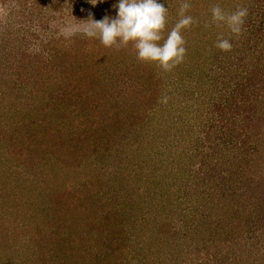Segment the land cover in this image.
I'll use <instances>...</instances> for the list:
<instances>
[{
	"label": "trees",
	"instance_id": "1",
	"mask_svg": "<svg viewBox=\"0 0 264 264\" xmlns=\"http://www.w3.org/2000/svg\"><path fill=\"white\" fill-rule=\"evenodd\" d=\"M190 3L192 8L188 14L198 24L183 32L186 48L190 53L210 50L215 54L206 58L205 69L217 73L211 75L208 82L217 86L218 93L201 88L203 58L192 65L186 54L184 61L190 65L186 68L189 70L187 78L183 73L186 70L178 66L164 72L154 64L138 61L131 44L117 51L86 36L50 37L37 48L28 50L18 47L19 41L27 43L26 32L15 38L18 43L14 47L18 49L9 66L17 74L16 81L22 83L25 77L30 81L35 96L31 107L19 110L22 119L10 124L12 138L16 137L12 147L28 149L27 155L31 154L29 159L33 161L30 166L42 162L48 168L52 166L56 174L57 163L67 167L68 181L73 169L100 163L97 170L89 167L90 172L79 186L68 182L65 188H56L49 194L44 191L41 206L33 201L28 203L30 208L35 204V212L41 220L34 231L37 260H25L27 263L183 264L188 262L183 260L185 253L179 256L180 251L177 253V247L172 244L181 238V231L176 230L172 219H180L187 208L196 215L198 211L207 212L201 206L209 207L213 228L223 227L224 216L230 209L235 217L241 216L238 222L245 217L243 211L247 208L260 219L263 206L252 209L247 204L242 206L220 194V189L225 187L223 182L241 178L239 168L233 171L238 160L251 158L258 151L260 141L253 145L252 134L262 137L260 127L264 118L259 110L264 104V0H190ZM215 4L226 12H234L241 6L248 9L244 31L238 39L226 26L204 27L211 20L210 9ZM177 17L167 21L165 37ZM220 34L230 38L233 44L230 52H222L214 46ZM131 50L134 54L129 57ZM214 56L219 60L217 67L211 66L214 61H208ZM127 57L129 61L122 62ZM2 63L0 56V69ZM121 66L131 74L122 68L119 70ZM2 81L3 72H0V101L6 97ZM219 94L222 97H218ZM252 94L260 99L261 105L256 108L250 100ZM163 97H167V103L161 102ZM192 106L200 107L194 110ZM130 144L135 149H131ZM144 145L151 148V154L137 153ZM119 146L124 151L123 158L119 156ZM111 150L116 152L115 158L122 161L137 155L138 160L134 157L128 164L133 166L134 163L133 168L129 170L128 166L123 170L124 182L118 183L115 172L108 171L109 161L115 158L106 157L102 152L108 151L109 156ZM18 153V157L25 156L22 151ZM24 161L28 166L26 158ZM130 176L136 180L140 177V184L133 183ZM60 177L57 174L52 181L62 184ZM107 184L113 188L107 189ZM210 186L218 190L213 192ZM116 188L122 192L119 196L115 192L112 197L106 196ZM124 205L134 211L125 209ZM167 209L171 213L167 214ZM229 222L234 228L235 221ZM128 226L147 235L142 241L145 245L152 242L151 233L156 231L160 237L155 240L162 247H169L170 252L175 251L178 260H173L169 253L163 254V260H136ZM212 246L213 251L205 253V260H192L191 264L241 261L231 255L228 239ZM208 256L218 260H207ZM222 256L228 260H221Z\"/></svg>",
	"mask_w": 264,
	"mask_h": 264
},
{
	"label": "rangeland",
	"instance_id": "2",
	"mask_svg": "<svg viewBox=\"0 0 264 264\" xmlns=\"http://www.w3.org/2000/svg\"><path fill=\"white\" fill-rule=\"evenodd\" d=\"M118 2L119 0H101L100 3L94 6L90 3V0H0V56L3 58V68L0 69V72H3L2 83L5 85L1 86V88L6 95L4 101H0V117L3 116L0 119V263L1 260H3L4 264H30L25 260H37V254L35 252L38 248V243L34 240V234L36 232L37 223L41 220V217L39 213L35 212V204L36 206L37 204L41 206L40 199L42 193L46 191V194H49L56 188H65L68 186V182H70L71 185L75 184V186H79L81 180L90 172L89 167L97 170L100 164L99 162H92L91 165L86 164L85 168L82 166L78 168V170L73 169L69 172L71 173V179L68 181V178H66L68 174V171H66L67 167L57 163V174L61 176L60 179L62 180V184H60L58 180L52 181L54 179L53 177L57 175L52 171V166L48 168V166L42 162L35 166H30L33 161L29 159L31 154L27 155L28 149H25V146L19 147V149L18 147H12V142L16 141V137L12 138L13 126H10V124L22 119L21 115L18 114L19 110L22 109V107H31L35 93H32V86L30 81H27L26 77L25 81L22 83L20 80L16 81V79H18L17 74H15L13 67L11 68V66H9L8 62L10 61L11 63L14 52L18 47L32 50L37 48L40 42L46 41L50 37H64L68 39L74 36H84L83 28L86 22L82 20H88L90 14L91 18L95 20H101L105 16L116 18L118 9L114 8L113 5L118 4ZM158 2L169 8L167 21L172 18H178V11L175 9H179L180 0H158ZM50 5L53 6L51 9L49 7ZM23 32H26L27 43H25V41H22V43L19 41L18 43L15 38H17V36H23ZM5 41H7V43H4ZM17 43L18 47H14ZM133 50H131L129 57L133 56ZM191 53L190 49H187V57L191 64L194 63L195 60L204 59L200 72L201 74L203 73L202 80L207 82H202L201 88L207 90V92L212 93V89L217 92V86L210 85L208 82L210 76H216L217 73L214 72L215 70L213 71L214 73H211L205 69V65H207V63H205L206 58L215 54L210 50L192 53V55ZM129 57L123 59L122 62H128ZM208 61H211L210 63L214 61L213 65H211L214 67H217L219 63V60H217L215 56ZM188 66L190 65L184 61L178 68L186 70ZM121 68L122 71L131 74L124 66L118 67L119 70ZM158 69L162 70L160 68ZM188 72L189 70L183 71L184 76L187 78L189 77L187 74ZM111 77L115 79L114 74H112ZM15 82L17 83L16 86ZM108 82L109 84L111 83L110 79H108ZM177 82L179 83L178 79ZM222 94H219L218 97H222ZM202 98L203 97H201L200 100ZM256 98H258L259 101H256ZM250 100L252 105H255V108L261 105L259 103V97L254 94L251 95ZM262 106V110H264V104H262ZM192 108L196 110L194 106H192ZM262 110L260 109L259 112L261 118H264V112ZM205 120L206 114L204 117V121ZM260 129L259 133L261 132L260 134H262V137H259L257 134H252L253 145L256 144V141H260V145L258 142V151L254 152L251 158L246 157L243 160L239 159L237 165L233 168V171L239 168L238 172L241 178L233 180V182H223V184L225 183V187L220 189L222 190L220 194L222 193L228 196L229 200L235 203L239 202L242 206L247 204V206H251L250 209H252V207L257 208L258 205L263 206L260 217L257 216L260 219H257L254 214L251 215L249 208H247L243 211L245 217L238 222L241 216L235 217V213L230 209L224 216L223 227L219 228L215 226L213 228L210 226L213 223V218L211 215L208 216L210 212V210H208L209 207L203 208V206H201V209H207V212L198 211L196 215H193L194 212L187 208L185 214L182 215L180 219L177 220L176 217L172 219L176 230L179 229L181 231V238L178 239L177 242L174 241L172 244L177 247L176 252L180 251V253L177 252L179 256L183 252L185 253V259L183 260H188V262L185 261L183 264H191L192 260H205L204 256L207 254V251L209 252L212 250V244L214 243L218 246L224 243L226 239L230 242L231 248L229 251L231 255H235V260H241L237 264H264V121ZM131 141H133V139ZM130 146L131 149H135L131 144ZM119 148V156L123 158L124 153L122 152L124 151L120 146ZM19 151H22L25 156L18 157ZM141 151L151 154V148L148 145H144V148L137 153ZM113 152L111 150L109 156L108 151L102 153L106 157L112 156L115 158L116 152L115 154H113ZM155 153L156 152H152V154ZM134 157L136 159L137 155ZM25 158L27 159L28 166L25 165ZM133 158H131V160L126 159L122 161L120 159L118 160L117 157V159L115 158L112 159L113 161H109L111 166L108 171L110 174L115 172L118 183L125 181V173H123V170L126 167L128 168V166H130V170V168H133L135 165L134 163L133 166L128 165L132 163L131 161ZM136 160H138V158ZM126 161L128 162L126 163ZM224 164L226 167L229 166L227 163ZM102 168H105V166H102ZM240 168L243 170H240ZM46 170L48 171L45 173ZM240 171L242 173H240ZM200 173L204 175L203 171ZM131 174L133 175L134 172L132 171ZM228 176L229 175H227L226 178H228ZM130 179L133 180V183L140 184V177L136 180L130 176ZM107 185V189L109 187L113 188L111 184ZM210 188L213 192L218 190L215 186H210ZM113 192H115L117 196L122 193L116 188L115 191L107 192L106 196L112 197L114 195ZM215 195L218 194L215 193ZM16 201L18 202L16 203ZM31 201L35 204H31L30 208L28 203ZM124 207L125 209L131 208L134 211L129 205H124ZM220 212L222 213V211ZM169 213L171 212L167 209V214ZM229 220L235 221L234 228ZM246 220L247 225L245 226L244 222ZM128 229L131 230L130 235H128L132 248L135 247L133 252L136 255V260H149L150 262L151 260H163V254L167 253L173 257V260H178L176 259L177 255L174 254L175 251L173 253L170 252L169 247H162L157 242V239L155 240V237H160L156 234V231L151 233V235L153 234L152 242L150 241L145 245V242L142 241L146 240V234H139V231L135 229L134 226H128ZM187 235L193 236V238L187 237ZM214 238L216 242H212ZM181 248H183V251H181ZM133 252L131 253L132 256L134 255ZM220 259L228 260L227 257L224 258L223 256ZM207 260L218 259H212L211 256H208ZM151 263L154 264V262Z\"/></svg>",
	"mask_w": 264,
	"mask_h": 264
},
{
	"label": "clouds",
	"instance_id": "3",
	"mask_svg": "<svg viewBox=\"0 0 264 264\" xmlns=\"http://www.w3.org/2000/svg\"><path fill=\"white\" fill-rule=\"evenodd\" d=\"M101 0H90L97 5ZM118 9L116 18L105 16L101 20L90 18L85 21L83 35L99 40L105 48L117 51L132 45L136 58L142 63L154 64L164 72H171L184 62L187 48L183 37L184 30H190L198 21L188 13L192 8L190 0H181L178 9L179 19L168 31L167 15L169 8L158 0H119L113 5ZM211 20L204 24L205 28L226 26L235 38L243 34L244 24L248 16L246 7H238L234 12H226L219 4L211 7ZM162 42V43H161ZM222 52H230L233 44L223 34L217 36L214 45ZM162 103H167L163 97Z\"/></svg>",
	"mask_w": 264,
	"mask_h": 264
}]
</instances>
